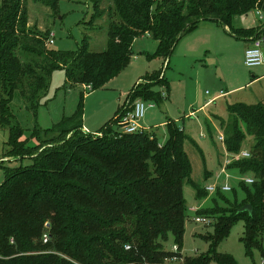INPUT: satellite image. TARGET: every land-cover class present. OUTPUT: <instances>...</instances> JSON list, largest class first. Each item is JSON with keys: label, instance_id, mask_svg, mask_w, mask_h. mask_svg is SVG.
Here are the masks:
<instances>
[{"label": "trees", "instance_id": "16d2710c", "mask_svg": "<svg viewBox=\"0 0 264 264\" xmlns=\"http://www.w3.org/2000/svg\"><path fill=\"white\" fill-rule=\"evenodd\" d=\"M58 2L46 0V5L56 11ZM93 5L92 21L104 15L99 3ZM114 10L118 21L108 28L105 50L90 51L85 37L80 50L68 54L46 47L47 34L28 28L23 0H1L0 127L9 134L6 156L32 164L5 169L0 184V264H169L174 257L175 264H235L216 251L234 224L245 222L242 241L248 255L262 249L264 238V99L228 105V118H216L229 154L239 155L249 144L250 157L228 168L254 183L241 185L242 202L225 200L226 208L202 213L215 222L216 233L210 254L195 258L164 248L173 237L181 249L188 217L185 185H192L197 200L208 196L192 181L185 151L191 139L176 121L167 124L164 142L153 130L122 134L119 122L138 100L159 104L169 99L171 58L183 38L203 23L229 28L240 40L264 36L260 27L233 31L238 17L254 10L264 15V0H114ZM143 36L158 43L154 57L166 65L130 90L102 135L84 131L81 106L45 131L35 126L28 133L15 122V97L36 116L56 70H65L70 88L103 89L129 65L133 45ZM245 205L252 206V214L239 212Z\"/></svg>", "mask_w": 264, "mask_h": 264}, {"label": "rangeland", "instance_id": "374dc122", "mask_svg": "<svg viewBox=\"0 0 264 264\" xmlns=\"http://www.w3.org/2000/svg\"><path fill=\"white\" fill-rule=\"evenodd\" d=\"M93 3H99V13L102 12L104 15L101 14L102 17L92 21L95 14ZM23 7L28 16V28L38 35L47 34L48 39H53L52 44L46 39V47L68 54L77 53L85 37L90 39V51L105 50L108 28L110 24L118 21L114 0H59L56 11L46 5V0H23ZM256 27L264 30V15H259L256 10L233 21V31ZM242 44L245 42L236 39L233 34L231 36L226 33L224 27L217 23L199 26L196 31L183 38L171 58L166 71V77L170 82L169 99H164L159 104L144 101L147 106H154L149 107L144 118L138 122L140 128L145 129L144 131L153 130L159 140L164 142L167 137V124L179 119L185 134L198 147L197 149L191 140L185 144V151L193 167V183L203 189L216 188L214 192H208L207 198L197 200L192 185L186 184L184 187L188 208L185 234L180 249L181 257L184 259L210 254L211 237L216 233L215 222L202 213L215 210L216 207L224 209L226 201L242 202L244 193L241 185L246 177H251L243 176L235 168H228L233 155L227 152L225 143L220 140L224 134L216 118L223 120L228 118V105L236 103L253 105L261 102L264 99L263 82L249 85L201 110L221 90L232 91L238 86H245V82L252 80V76H261V68L245 66L240 52ZM157 48L158 43L150 36L137 39L133 45L129 65L103 89L95 91H92L89 85L70 88L66 84L65 70H56L36 116L25 109L20 96L15 97L11 105L15 122L28 133L35 126L45 131L62 122L65 117L75 114L81 106L86 123L92 131L94 130L93 133H89L102 135L100 130L96 132L90 123L96 125L111 110L118 111L130 90L141 78L165 67L163 59L154 57ZM225 58L228 60L225 61ZM161 92L162 97L166 98V90L161 89ZM192 112L195 114L190 115ZM8 137V131L0 127V184L5 180V169L32 164L28 158L6 156ZM248 146L249 144L245 147L247 151ZM226 185L230 186L232 191L222 192L219 189ZM197 218H203L205 221L198 223ZM244 234L245 222L239 221L234 224L229 236L217 246V253L230 257L235 264H264V238L261 242L262 249L253 250L252 255H248L242 241ZM175 245L174 238L170 237L164 243V248L171 252ZM211 264L219 263L213 261Z\"/></svg>", "mask_w": 264, "mask_h": 264}, {"label": "built area", "instance_id": "2783aa9c", "mask_svg": "<svg viewBox=\"0 0 264 264\" xmlns=\"http://www.w3.org/2000/svg\"><path fill=\"white\" fill-rule=\"evenodd\" d=\"M258 14L260 15L262 13L258 11ZM52 43H53V39L49 41V44H52ZM244 64L248 68H264V36L258 39H255L251 42L250 46L246 49V52H245ZM152 106L154 105L147 106L143 100H138L134 104L132 111L129 112L125 117H123L121 121L119 122L120 132L122 134H136L139 132H143L145 129L140 128L138 122L144 118L146 110ZM86 132L89 133V131L87 130ZM220 140L225 142L223 135L220 137ZM249 157H250V152L247 150H244L239 155H233L232 162L238 161L243 158H249ZM244 182L247 185H252L254 183V180L251 177H246ZM219 189L222 192L232 191V188L228 185L220 187ZM206 190L208 192H214L216 188L208 187L206 188ZM196 220L198 223H202L203 221H205V219L203 220V218H197ZM47 241H48V237L45 236L44 242L46 243ZM127 249H129V247H127ZM171 252L174 254L179 253L180 252L179 246L178 245L173 246ZM166 261L169 262V259H167ZM173 261L174 262L170 261L169 264H175L178 261V258L174 257Z\"/></svg>", "mask_w": 264, "mask_h": 264}, {"label": "crops", "instance_id": "0c3cea01", "mask_svg": "<svg viewBox=\"0 0 264 264\" xmlns=\"http://www.w3.org/2000/svg\"><path fill=\"white\" fill-rule=\"evenodd\" d=\"M207 23H203L202 25H206ZM225 29V27H224ZM247 29V28H246ZM251 29V28H250ZM226 33L229 34V28H226L225 29ZM242 41L245 42V44L243 45L242 44V47H240V52L245 60V52H246V49L250 46L251 44V41L249 39H241ZM228 60L225 58V61ZM262 69V74L260 77H257V76H252V80L250 81H246L245 83V86H238L236 88H234L232 91H229V92H223L222 90L220 91V93L216 96H214L212 99H210L208 101V103L206 105H204L201 110H204L207 106H209L210 104L216 102L217 100L219 99H223V98H228L230 97L231 95L233 94H236L237 92L243 90L244 88L248 87L249 85L250 86H253V85H256L258 83H261V82H264V73H263V69L264 68H261ZM119 107V106H118ZM117 113V111H113L111 110L109 113H107L103 118H101L96 125H93L92 123H90V125L93 127V129H95L96 132H98L99 130H101L102 127H104L114 116L115 114ZM195 112H192L190 115H194ZM176 122H179L180 123V120L177 119L175 120ZM83 128L84 130H87L89 131L90 133H93V131L91 130L92 128L86 123V120L84 119L83 120Z\"/></svg>", "mask_w": 264, "mask_h": 264}, {"label": "water", "instance_id": "95a60500", "mask_svg": "<svg viewBox=\"0 0 264 264\" xmlns=\"http://www.w3.org/2000/svg\"><path fill=\"white\" fill-rule=\"evenodd\" d=\"M253 208L251 205H245L242 209H240V213H249L252 214Z\"/></svg>", "mask_w": 264, "mask_h": 264}]
</instances>
